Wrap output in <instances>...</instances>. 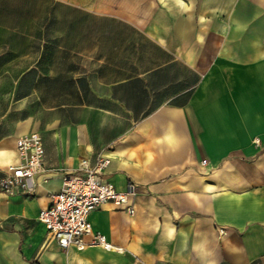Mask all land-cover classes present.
<instances>
[{
	"label": "crops",
	"instance_id": "0c3cea01",
	"mask_svg": "<svg viewBox=\"0 0 264 264\" xmlns=\"http://www.w3.org/2000/svg\"><path fill=\"white\" fill-rule=\"evenodd\" d=\"M34 1L59 12L19 73L0 59L31 88L0 112V176L20 135L44 164L33 195L0 194V264H264V0ZM98 156L134 213H89L114 251H63L38 214Z\"/></svg>",
	"mask_w": 264,
	"mask_h": 264
},
{
	"label": "built area",
	"instance_id": "2783aa9c",
	"mask_svg": "<svg viewBox=\"0 0 264 264\" xmlns=\"http://www.w3.org/2000/svg\"><path fill=\"white\" fill-rule=\"evenodd\" d=\"M15 148L19 160L8 164L0 176V194L33 195L35 175L44 164L42 140L34 133L20 135L15 139ZM109 161L106 156H98L92 164L82 160L77 172L63 177L60 191L50 195V205L39 212L38 221L63 251L70 247L82 251L95 246L114 251L105 236L93 232L89 213L105 204L130 215L134 213L131 198L136 193V186L129 183L124 191H118L105 181L102 172Z\"/></svg>",
	"mask_w": 264,
	"mask_h": 264
},
{
	"label": "rangeland",
	"instance_id": "374dc122",
	"mask_svg": "<svg viewBox=\"0 0 264 264\" xmlns=\"http://www.w3.org/2000/svg\"><path fill=\"white\" fill-rule=\"evenodd\" d=\"M57 10L54 5L34 0H0V59L8 62L9 75L14 76L20 71L22 62L17 63L15 58L24 57L26 63L30 61L38 36L42 46H47L50 42L49 32L55 30V23L50 20L59 12ZM30 90L29 86L14 88L0 85V112L7 109L19 110V97ZM28 107H31L30 102L25 105V108Z\"/></svg>",
	"mask_w": 264,
	"mask_h": 264
}]
</instances>
